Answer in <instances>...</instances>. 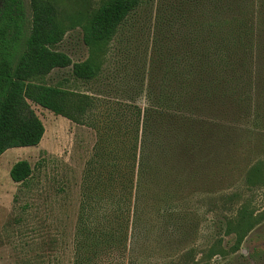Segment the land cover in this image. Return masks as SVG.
<instances>
[{"label":"trees","instance_id":"16d2710c","mask_svg":"<svg viewBox=\"0 0 264 264\" xmlns=\"http://www.w3.org/2000/svg\"><path fill=\"white\" fill-rule=\"evenodd\" d=\"M190 2L193 17L172 19L173 45L151 61L141 107L46 83L53 71L68 68L76 80L97 81L112 43L141 0H102L78 19L75 26L82 28L89 51L79 63L57 50L75 26L65 25L56 0H30L31 21L25 0L0 1V157L42 142L45 126L32 105L97 135L86 170L74 264H139L134 253L155 238L194 240L198 213L179 211L178 205L217 194L222 160L238 150L234 124L245 122L240 115L260 95L264 76V0ZM32 174L27 161L10 171L16 184H25ZM263 176L259 162L248 169L245 182L263 186ZM227 199L239 200L236 194ZM241 206L235 224L228 223L235 252L260 224V216L246 203ZM184 243L177 253L185 252ZM168 250L161 247V253Z\"/></svg>","mask_w":264,"mask_h":264},{"label":"rangeland","instance_id":"374dc122","mask_svg":"<svg viewBox=\"0 0 264 264\" xmlns=\"http://www.w3.org/2000/svg\"><path fill=\"white\" fill-rule=\"evenodd\" d=\"M56 1L61 19L72 27L102 0ZM190 1L141 0L112 43L97 81L76 80L72 68H68L53 71L46 83L145 107L142 93L150 83L151 61L161 55V50L172 47V35H176V28H170L172 19L193 17L195 9ZM25 6L31 21L30 0H25ZM57 50L73 63L85 61L89 51L82 28L69 30ZM258 92L260 95L254 96L248 111L240 115L245 126L238 119L234 124L237 137L233 145L238 150L222 160L225 175H220L217 194H201L178 205L179 211L198 213L197 236L194 240L168 243L155 238L134 253L139 264H264V185L250 187L245 182L250 167L264 164V76ZM32 108L45 126L42 142L37 147L10 149L0 157V264H74L86 170L97 135L86 125H77L36 105ZM19 161H27L33 170L25 184H16L10 177L12 167ZM233 194L239 200L227 199ZM243 203L260 216V224L235 252L236 237L227 234L228 223L235 224ZM153 225L157 227L159 223ZM183 242L187 249L177 253L175 250ZM166 246L169 252L161 253V247Z\"/></svg>","mask_w":264,"mask_h":264}]
</instances>
